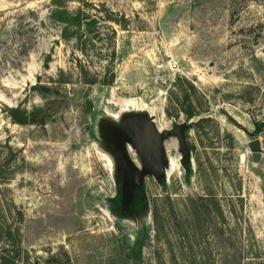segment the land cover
I'll return each mask as SVG.
<instances>
[{
  "label": "rangeland",
  "instance_id": "1",
  "mask_svg": "<svg viewBox=\"0 0 264 264\" xmlns=\"http://www.w3.org/2000/svg\"><path fill=\"white\" fill-rule=\"evenodd\" d=\"M254 122L264 0H0V264H264Z\"/></svg>",
  "mask_w": 264,
  "mask_h": 264
},
{
  "label": "water",
  "instance_id": "2",
  "mask_svg": "<svg viewBox=\"0 0 264 264\" xmlns=\"http://www.w3.org/2000/svg\"><path fill=\"white\" fill-rule=\"evenodd\" d=\"M147 125L148 127L151 126V122L148 121L147 122ZM183 131V126L182 125H175L174 127V130L172 131H167V130H163V131H160L156 134L155 136V139L157 142H162L163 140H165L169 135H174V136H177L178 138V142L180 143V145L183 147V148H186V144H185V139H184V134L182 133ZM253 146L252 148H259L260 147V142L257 140L255 142H253ZM250 146V144H249ZM251 147V146H250ZM254 158L255 160H257L258 158H260V154H255L254 155Z\"/></svg>",
  "mask_w": 264,
  "mask_h": 264
},
{
  "label": "trees",
  "instance_id": "3",
  "mask_svg": "<svg viewBox=\"0 0 264 264\" xmlns=\"http://www.w3.org/2000/svg\"><path fill=\"white\" fill-rule=\"evenodd\" d=\"M58 7V6H57ZM238 126H240L237 122H235ZM255 130L252 132L251 136H260L264 132V122H254Z\"/></svg>",
  "mask_w": 264,
  "mask_h": 264
},
{
  "label": "bare ground",
  "instance_id": "4",
  "mask_svg": "<svg viewBox=\"0 0 264 264\" xmlns=\"http://www.w3.org/2000/svg\"><path fill=\"white\" fill-rule=\"evenodd\" d=\"M253 142L250 144L251 148L253 146ZM177 168L176 164L174 162L170 163V174Z\"/></svg>",
  "mask_w": 264,
  "mask_h": 264
},
{
  "label": "built area",
  "instance_id": "5",
  "mask_svg": "<svg viewBox=\"0 0 264 264\" xmlns=\"http://www.w3.org/2000/svg\"><path fill=\"white\" fill-rule=\"evenodd\" d=\"M172 69H177L178 68V64L177 62H173V64H171Z\"/></svg>",
  "mask_w": 264,
  "mask_h": 264
},
{
  "label": "crops",
  "instance_id": "6",
  "mask_svg": "<svg viewBox=\"0 0 264 264\" xmlns=\"http://www.w3.org/2000/svg\"><path fill=\"white\" fill-rule=\"evenodd\" d=\"M253 126H254V123H253ZM254 130H255V126H254Z\"/></svg>",
  "mask_w": 264,
  "mask_h": 264
}]
</instances>
